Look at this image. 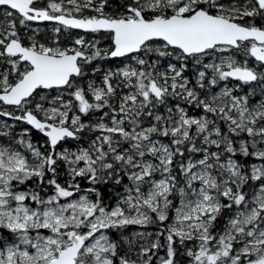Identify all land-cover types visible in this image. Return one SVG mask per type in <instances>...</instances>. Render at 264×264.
<instances>
[{"label":"snow or ice","instance_id":"1","mask_svg":"<svg viewBox=\"0 0 264 264\" xmlns=\"http://www.w3.org/2000/svg\"><path fill=\"white\" fill-rule=\"evenodd\" d=\"M0 264H264V0H0Z\"/></svg>","mask_w":264,"mask_h":264}]
</instances>
